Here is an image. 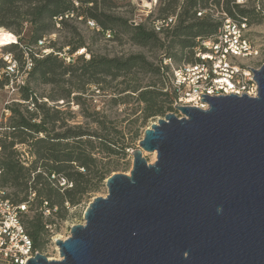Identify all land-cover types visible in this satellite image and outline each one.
Returning a JSON list of instances; mask_svg holds the SVG:
<instances>
[{
  "label": "water",
  "instance_id": "water-1",
  "mask_svg": "<svg viewBox=\"0 0 264 264\" xmlns=\"http://www.w3.org/2000/svg\"><path fill=\"white\" fill-rule=\"evenodd\" d=\"M257 97L202 96L145 130L130 174L114 173L60 259L27 264H264V64ZM156 153L149 163L144 152Z\"/></svg>",
  "mask_w": 264,
  "mask_h": 264
},
{
  "label": "trees",
  "instance_id": "trees-1",
  "mask_svg": "<svg viewBox=\"0 0 264 264\" xmlns=\"http://www.w3.org/2000/svg\"><path fill=\"white\" fill-rule=\"evenodd\" d=\"M114 1L116 2V0H0V28L5 27L16 37L19 36L17 41L6 44L4 48L9 52L16 51L14 59L23 62L21 67L18 65V70L24 68L28 58L33 63L28 71L26 84L19 86L24 101L17 103L18 107H12L15 113L12 122L10 125L1 126L0 129L4 131L0 133V186L17 189L14 193L10 191L9 197L15 204L27 203L29 208L34 201L32 195H37L35 214L31 218H26L25 213L23 222L34 241L35 248L39 251L48 240L50 226L53 223L49 217L45 219V215L48 216L49 213L63 217L67 212V203L76 204L89 188L96 189L98 184L110 175L108 169L95 168L98 159L94 151L100 148L115 153L116 150L111 140L98 133L76 131L68 127L53 135L51 131L60 120L62 111L56 106H47V99L41 101L30 84H53L57 89V95L50 98L62 99L61 102L64 104L69 103L72 93L70 88L60 84L65 74H69V80L76 79L82 83L77 88L84 90L86 84H100L106 76L113 79L126 76L134 82L138 81L134 77L136 71L152 72L161 77L162 87L144 88L139 82H130L132 84L127 85L125 90L131 89L138 94V100L144 104L143 112L146 118L165 116L169 113L168 110L174 111L173 104L177 95L168 85L165 70L161 65L150 62L143 54H132L128 57L95 54L87 56V49L82 47V43L66 51L64 47L46 54L34 51L33 48L38 47L41 39L50 36L57 24L67 25L68 20L73 18L93 21L104 35L108 31L111 32V37L118 36L119 31L116 29L118 26L123 32L130 34L134 44L142 47L163 46L164 43L158 33L144 23L133 26L129 19L110 12L109 6L115 5ZM162 1H167V6L162 10L166 14L179 2ZM186 2V9L173 36L182 51L189 48L192 52V57L184 56L181 61H193L196 39L214 36L220 23L209 14L197 16L199 9L208 6V0ZM215 3L220 4V0H215ZM225 12L239 20H246L249 24L251 14H260L262 18L264 15L263 11L257 8L251 10L241 7L235 0H227ZM65 15L69 16L66 18ZM59 17L62 19L59 20ZM26 24L31 25L28 37L23 35ZM78 48L85 49L79 56H75ZM165 56L178 61L175 54H165L163 57ZM2 58L0 65L3 70H0V78L3 74L4 79H0V88L8 85L11 78L9 65ZM67 58L71 60L67 61ZM75 98L79 100L81 95H76ZM96 138L97 142L94 141ZM19 144H27L30 155L26 153L25 157L24 153L18 151ZM52 175L65 178L72 186H61ZM92 182L95 183L91 185Z\"/></svg>",
  "mask_w": 264,
  "mask_h": 264
},
{
  "label": "rangeland",
  "instance_id": "rangeland-1",
  "mask_svg": "<svg viewBox=\"0 0 264 264\" xmlns=\"http://www.w3.org/2000/svg\"><path fill=\"white\" fill-rule=\"evenodd\" d=\"M114 3L115 5L111 4L108 10L116 15L129 19L133 26H136L135 21H137V23H144L149 29H152L151 21L154 18H159L164 15H177L176 22L172 28L163 34H158L164 43L163 46L142 47L136 45L132 42L130 34L123 32L122 28L118 26L116 27L119 31L118 36L109 38L107 33L104 35L96 26L90 25L88 21L81 20V18H73L68 20L67 25L62 23L56 25L51 36L48 37L49 43L46 44V49L52 51L64 47L66 51L70 47L72 48L82 43V47L84 46L87 49V56L95 54L107 57H128L132 54H143L155 65H160V60H162L161 58L165 54H175L179 62L185 57H192V52H190L189 48L182 51L180 44L178 41H174L175 38L173 36L174 30L182 18V13L186 9V0H179L178 4L171 8L167 14L162 11L167 6V1L157 0L156 5L152 9H150L151 6L145 5L144 0H116ZM210 4L218 11H225L227 0H220V4L215 3V0H208V6ZM258 5H260V8H258ZM240 6L251 10L257 8L264 13V0H247L245 4ZM147 13H150V17H148L149 15ZM250 16L252 35L257 37L264 36V15L263 18L260 14L258 15L256 13ZM0 29L8 30L5 27H1ZM30 29L31 25L26 24L23 35L28 37L30 35ZM5 45L0 46V57L8 56L14 61L16 51L9 52L8 49L4 48ZM33 49L35 52H42V48L34 47ZM84 49L80 48L76 51L75 56H79ZM2 59L9 65L8 60H5V58ZM28 60L29 58L26 62ZM17 62L21 67L23 62L19 60ZM26 62L24 65H26ZM0 70H3L2 65H0ZM9 73L11 74L9 84L0 88V129L1 126L10 125L12 122V118L15 115L12 107H18L17 103L24 101L22 92L19 90V84L25 85L28 77V74L23 72V68L19 71L9 70ZM134 77L138 81L133 82V80L126 76H120L116 79L106 76L101 80L102 82L100 84L88 83L85 85L84 90H79L77 87L82 83L76 79L69 80V74H65L64 80L60 84L65 88H70L72 93L69 97V103L64 104L61 102L62 99L56 100V98H50V96L57 95V89L53 84L31 83L30 86L36 91L41 101L48 100L47 106H56L62 111L60 120L57 122L55 129L51 131L53 135L56 132L66 130L68 127L76 131L82 130L87 133L103 135L113 142L112 146L116 152L110 153L100 148L95 150V156L98 159L95 168L99 170L108 169L109 175L118 172L130 174L133 168L132 151L139 147V142L144 137L145 130L153 123H157L159 118L164 117L160 115L146 118L143 112L144 104L138 100V94L134 93L131 89L125 90L127 85L135 82L141 83V86L144 88L162 87L163 81L161 77L152 72L143 71H136ZM0 79H4L3 74H1ZM23 80L25 81L24 84H22ZM76 95H81V98L77 100L75 98ZM168 112L172 111L168 110ZM173 112L180 114L179 110L174 109ZM1 132L3 133L4 131ZM94 141L97 142L98 138ZM18 149V151L24 153L25 157H27L26 153L30 155L27 144H19ZM144 155L149 163L156 161L154 153L145 151ZM106 180L107 178L99 183L96 189L89 188L81 196L78 203H67V212L63 217L57 214L50 215L49 213H47L48 216L45 215V219L49 217L53 223L49 230L48 240L42 245L40 253L50 259L60 258V250L56 244V240L66 239L70 236L73 225L83 224L85 222L84 213L91 201L95 197L107 195L108 188L106 186ZM93 183L95 182H92L91 185ZM9 190L13 193L17 191V189L12 187H9ZM32 196L34 201L25 215L26 218L33 217L36 211L35 209L37 208V195Z\"/></svg>",
  "mask_w": 264,
  "mask_h": 264
},
{
  "label": "built area",
  "instance_id": "built-area-1",
  "mask_svg": "<svg viewBox=\"0 0 264 264\" xmlns=\"http://www.w3.org/2000/svg\"><path fill=\"white\" fill-rule=\"evenodd\" d=\"M149 2L151 3L150 9H152L157 0H149ZM246 2L247 0H236L239 5ZM206 14L219 21V29L210 38L198 37L196 39L194 60L177 62L166 56L161 60L160 65L165 70L168 85L177 95L173 104L175 110H177L176 105L208 109L209 104L203 100L205 97L202 96L232 94L258 96L259 85L251 69L257 71L264 64V36L252 35V27L246 20H239L225 11H218L211 4L197 12L198 17ZM68 16L65 15L66 18ZM176 18L177 15L174 14L154 18L151 21V27L158 34H163L172 28ZM61 19L62 17H59V20ZM88 23L95 26L93 21L89 20ZM135 23L139 24L137 21ZM50 36L44 37L38 43V47L42 48V54L50 52V49H46ZM107 36L110 38L111 32L108 31ZM3 58L8 60V70L19 71L15 59L12 61L8 56ZM69 60L71 59L68 58ZM32 64L31 60L26 62L23 68L25 74H28ZM24 83L23 80L22 84ZM173 113L178 117L183 116L181 112L180 114ZM52 178L63 187L72 186L63 177L52 175ZM9 193L8 188L0 186V264H27L31 258L40 253L35 248L34 241L23 222L29 205L27 203L15 204L9 197Z\"/></svg>",
  "mask_w": 264,
  "mask_h": 264
},
{
  "label": "bare ground",
  "instance_id": "bare-ground-1",
  "mask_svg": "<svg viewBox=\"0 0 264 264\" xmlns=\"http://www.w3.org/2000/svg\"><path fill=\"white\" fill-rule=\"evenodd\" d=\"M146 6H151L149 0H144ZM17 39L16 35L13 34L9 30L0 29V46L8 43L15 42ZM154 158H156V154L154 153ZM50 259V258H49ZM60 259V258H58Z\"/></svg>",
  "mask_w": 264,
  "mask_h": 264
}]
</instances>
